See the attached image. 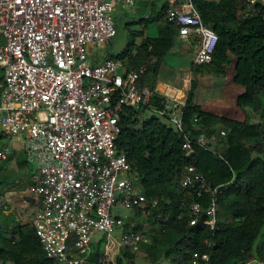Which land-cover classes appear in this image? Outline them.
Here are the masks:
<instances>
[{
    "label": "built area",
    "instance_id": "2783aa9c",
    "mask_svg": "<svg viewBox=\"0 0 264 264\" xmlns=\"http://www.w3.org/2000/svg\"><path fill=\"white\" fill-rule=\"evenodd\" d=\"M133 2L0 0V139L23 135L27 159L37 166L30 190L35 214L29 224L51 264H86L100 244L94 239L97 233H104L107 242L96 264H134L124 252L137 247L142 235L122 230L113 241L114 230L127 221L134 224L133 217L112 215L111 210L154 207L158 199L145 198L129 177L125 153L115 146L113 131L125 108L144 107L168 119L181 133L185 157L194 154L193 144L205 148V137L192 140L182 122L191 69L181 77L183 96H163L162 107L154 108L148 106L154 90L140 83L144 67L127 68L107 55L94 61L92 47L117 33L114 7ZM256 6L264 9V0H245L243 16ZM162 21L175 27L180 38L194 35L192 65L211 61L218 37L190 0L167 6ZM9 154L8 148L0 149V161ZM178 183L198 198L209 195L205 208L199 201L189 204V224L204 213L213 229L217 187L208 185L191 164L183 167ZM207 260V254L194 256L192 264Z\"/></svg>",
    "mask_w": 264,
    "mask_h": 264
},
{
    "label": "trees",
    "instance_id": "16d2710c",
    "mask_svg": "<svg viewBox=\"0 0 264 264\" xmlns=\"http://www.w3.org/2000/svg\"><path fill=\"white\" fill-rule=\"evenodd\" d=\"M190 1L203 24L210 26L218 37L211 61L192 65L191 71L222 74L233 61L232 80L243 90L235 105L243 112L247 109L257 120L250 121V115L236 120L203 111L194 103L193 77L182 108L184 132L192 140L199 136L206 140L205 148L193 144L194 154L188 158L181 149V133L167 128L158 119L138 123V114L144 107L125 108L113 131L115 146L125 153L130 165L128 174L137 177L141 193L147 200L158 201L154 207L132 209L136 224L125 223L123 230L147 234L149 246L145 256L149 264H192L194 256L199 258L203 254L208 255L207 264H246L253 251L263 259L256 240L264 228V9L256 6L244 17L245 0ZM165 8L166 5L158 16H162ZM174 34L177 36V29L163 23L155 37H144L139 45L131 37L115 58L127 68L144 67L140 83L154 90L160 65L173 47ZM164 99L154 91L148 106L161 108ZM25 163L23 160L19 164ZM188 164L203 175L208 185L217 187L213 229L209 228L204 213L195 215L196 222L189 224V204L199 201L205 208L210 197L198 198L193 190L180 187L179 175ZM8 178L4 173L0 176V187ZM141 218L158 224L160 232L142 230ZM99 255L98 245L86 264H96ZM124 255L133 258L128 251ZM0 264H51V261L45 257L33 227L26 223L10 228L0 225Z\"/></svg>",
    "mask_w": 264,
    "mask_h": 264
},
{
    "label": "rangeland",
    "instance_id": "374dc122",
    "mask_svg": "<svg viewBox=\"0 0 264 264\" xmlns=\"http://www.w3.org/2000/svg\"><path fill=\"white\" fill-rule=\"evenodd\" d=\"M180 3L186 0H177ZM169 0H134L133 3H117L112 12V19L114 26L117 29L116 35L110 42H101L99 46L92 47L94 61H99L104 55L107 57L119 56L126 45L133 38L134 44L139 45L144 37H153L157 33L158 27L162 24L161 16L158 13L161 8L168 4ZM142 19L148 20L147 24ZM1 40V37H0ZM188 67H191L189 64ZM233 75V61H231L223 70L222 74H214L206 70H198L195 73L192 72V78L196 80V86L193 91L194 100H207L208 103H215L214 110H218L217 101L211 100L213 97L212 92L219 94V98L224 106V116L234 118L237 120H244L246 115H250V121H256L257 117L248 112L247 109L241 112L237 107L232 105L230 101L231 90L234 86L240 87L234 84L232 80ZM2 79V71L0 70V80ZM213 111V109H212ZM211 112V111H208ZM217 112V111H216ZM158 119L167 128L174 129V125L166 118L159 116L156 112H153L147 108H141L138 114V123H141L147 119ZM25 137L20 135L13 137L12 139H0V149L8 148L10 154L7 162L0 161V176L6 174L8 182L0 187V225L5 228H10L15 225L30 223L34 216V201L31 199V178L36 170L37 166L34 162L27 159V155L24 151ZM23 160H26L25 164H19ZM129 177L137 184V177ZM27 201V204L23 202ZM112 215H118L120 217L127 216L128 220L133 217L131 209L127 207H116L111 210ZM127 221V219H126ZM126 223L130 222L127 221ZM142 230L145 232L153 230L160 232V226L158 224L153 225L148 221L140 219ZM135 225L136 223L133 222ZM123 229L118 228L111 234L113 241L117 240ZM142 239L138 246L128 250L133 254L134 264H149L146 259V252L148 250L149 242L147 241V234H141ZM99 239V251L104 253V245L107 242L106 236L103 233H97L94 239ZM256 246L262 248L263 259L253 251L252 257L249 261L256 259L264 262V228L256 240ZM93 249V246L92 248ZM257 249V248H256ZM255 250V249H254ZM122 253V250H118ZM135 254V255H134Z\"/></svg>",
    "mask_w": 264,
    "mask_h": 264
},
{
    "label": "crops",
    "instance_id": "0c3cea01",
    "mask_svg": "<svg viewBox=\"0 0 264 264\" xmlns=\"http://www.w3.org/2000/svg\"><path fill=\"white\" fill-rule=\"evenodd\" d=\"M179 4L180 2L177 0H169V3L165 5L167 7V6H177ZM160 19L162 21V16ZM161 23L163 24L164 22L162 21ZM193 36L194 35H190L187 39H183L174 34L173 47L165 55L164 60L160 65L158 75L156 77L154 91L157 92L158 94L169 98L172 97L178 98L183 96V92L181 90V77L184 73H186L188 70L191 69V67H188V65L190 64L192 66L193 63V58H194V49L192 46ZM242 91H243L242 87H236V86H234L231 90L230 101L232 105H234L235 107H236L235 105L236 97ZM218 93H216L215 91L212 92L213 97H211V100H215V101L218 100L216 102L219 105L218 110H214L215 103L213 102L208 103L207 100L196 99L194 100V103L200 106V108L205 112L211 111L210 113L224 116L225 114L223 111L225 110L224 109L225 105L221 102L222 99L219 98ZM240 111L242 112V110ZM30 201L33 200L30 199Z\"/></svg>",
    "mask_w": 264,
    "mask_h": 264
}]
</instances>
